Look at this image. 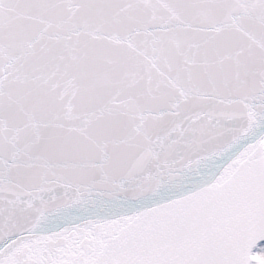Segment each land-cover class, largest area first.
<instances>
[{
  "label": "snow or ice",
  "instance_id": "obj_1",
  "mask_svg": "<svg viewBox=\"0 0 264 264\" xmlns=\"http://www.w3.org/2000/svg\"><path fill=\"white\" fill-rule=\"evenodd\" d=\"M0 264H264V0H0Z\"/></svg>",
  "mask_w": 264,
  "mask_h": 264
}]
</instances>
